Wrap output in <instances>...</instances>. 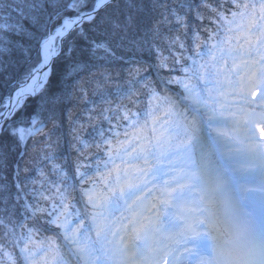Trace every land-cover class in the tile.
<instances>
[{"label":"snow or ice","instance_id":"1","mask_svg":"<svg viewBox=\"0 0 264 264\" xmlns=\"http://www.w3.org/2000/svg\"><path fill=\"white\" fill-rule=\"evenodd\" d=\"M0 77V264H264V0H0Z\"/></svg>","mask_w":264,"mask_h":264},{"label":"trees","instance_id":"2","mask_svg":"<svg viewBox=\"0 0 264 264\" xmlns=\"http://www.w3.org/2000/svg\"><path fill=\"white\" fill-rule=\"evenodd\" d=\"M80 47L81 49L86 50L85 45L81 44ZM77 55L79 57L80 53H78ZM145 59L151 62L150 58L146 54H145ZM65 63L66 62L64 60H59L56 62V65L54 67V76H53L52 83H51V88L53 90H55L57 87L60 86V81H61L62 74L64 71ZM23 71H24V68H20L18 71L14 73V76L18 78L19 76L23 75ZM10 84H11L10 81H6L4 77H0V88H3V91L10 90L9 89ZM2 96L3 94L0 97ZM36 103H37L36 101H29L27 105V111L31 112L33 108L36 107ZM56 135L60 138L59 144L57 146V152L65 157H68L69 159L74 157L75 153L71 150V147H70L71 136H70V131H69V125L67 124V122L63 125L61 129H59L56 132ZM2 142L11 144V141L8 138H4ZM9 160H10L9 172H11V169L16 165L17 162H20L21 166H23L21 158L18 157L15 154V152H12L10 154Z\"/></svg>","mask_w":264,"mask_h":264},{"label":"bare ground","instance_id":"3","mask_svg":"<svg viewBox=\"0 0 264 264\" xmlns=\"http://www.w3.org/2000/svg\"><path fill=\"white\" fill-rule=\"evenodd\" d=\"M8 92H9V90H5V91H3V88H0V96H1L2 94H3V96H4V95H7Z\"/></svg>","mask_w":264,"mask_h":264},{"label":"rangeland","instance_id":"4","mask_svg":"<svg viewBox=\"0 0 264 264\" xmlns=\"http://www.w3.org/2000/svg\"><path fill=\"white\" fill-rule=\"evenodd\" d=\"M11 88V84L9 85V89Z\"/></svg>","mask_w":264,"mask_h":264}]
</instances>
